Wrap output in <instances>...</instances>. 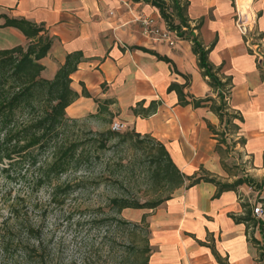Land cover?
Masks as SVG:
<instances>
[{
	"label": "crops",
	"instance_id": "crops-1",
	"mask_svg": "<svg viewBox=\"0 0 264 264\" xmlns=\"http://www.w3.org/2000/svg\"><path fill=\"white\" fill-rule=\"evenodd\" d=\"M187 1L190 28L205 46L213 43L208 59L220 68L222 80H231L227 110L241 117L237 123L238 139H242L239 151L253 164V170L241 177L249 176L255 184L260 183L264 177V58H256L247 48L235 17L236 9L244 10L248 17L255 16L254 27L264 49V0ZM0 13L42 24L53 37L47 54L40 59L45 78L54 77L68 53L82 52L70 75V85L80 96L66 107L68 116L97 114L99 103L95 99L108 100L110 113L92 118L106 113L154 136L166 146L184 175L209 173L224 182L240 177L228 173L217 151L216 134L208 126L217 129L215 112L207 105L180 104L176 92L167 91L175 82L184 84L188 100L216 97L202 75L187 35L171 46L141 31L136 20L139 16L166 27L156 6L133 0H0ZM3 22L1 17L0 24ZM27 42L19 29L0 27V49ZM141 48L167 56L172 63ZM83 86L90 97L81 95ZM152 100L159 101L153 113H133L131 108L139 101L147 107ZM188 183L187 179L170 198L148 211V264H220L212 247L229 264H264V248L260 249L264 247V228L258 224L246 228L244 222L232 217L244 214V203L252 208L256 203L264 205V183L260 189L242 183L218 195L214 183Z\"/></svg>",
	"mask_w": 264,
	"mask_h": 264
},
{
	"label": "trees",
	"instance_id": "trees-1",
	"mask_svg": "<svg viewBox=\"0 0 264 264\" xmlns=\"http://www.w3.org/2000/svg\"><path fill=\"white\" fill-rule=\"evenodd\" d=\"M144 1L153 4L159 9L160 15L165 21L166 27L177 30L179 35H187L192 42V51L196 55L197 63L201 69L202 75L207 77L208 83L216 92V97L210 95L204 98L186 99V93L183 91L184 84L172 82L167 91H175L180 104L191 102L193 106L198 107L207 105L218 116L222 123L224 120L231 121V118L241 117L237 114L228 112L226 100L231 80H224L219 76V67L214 66L208 59V54L213 46H205L198 35L190 28L189 18L187 16V0H133ZM4 22L0 27L12 26L19 29L27 38L25 45L17 44L9 48L0 49V162L7 161L2 170L6 176L13 178L18 172L22 171V165L34 167L33 183L36 189L46 184L51 185L68 169L77 164L84 157H87L85 142L74 138L69 140L68 136L63 137L62 133L69 121L75 122L76 118H70L66 114V107L80 96L74 90L70 83V75L77 68L82 59L81 51H73L66 55L64 63L56 71L53 78H45L41 75L44 65L40 62L53 41L47 29L42 24H37L23 18H13L0 13V18ZM196 24L194 27H197ZM156 58L168 63H172L167 56L141 48ZM81 95L90 97L91 94L83 86ZM99 103L97 114H90L88 117L98 115L102 112L108 113L106 104L108 100L95 99ZM159 101L152 100L147 107H143V102L139 101L131 109L134 114L147 116L153 113ZM110 113V112H109ZM226 117V118H225ZM211 131L216 134L214 126L208 124ZM120 139L129 141L136 149L148 153L153 169L150 173V179L159 181L167 187L168 195L157 201L130 200L128 198L112 199V204L117 213L124 208H155L164 200L170 198L171 193L189 180V185L200 180L214 183L217 186V195L226 189H235L242 183L255 186L260 189L264 183V177L260 183L255 184L254 179L249 176L238 177L233 182H224L216 176L205 173L200 176H186L172 160L166 146L154 136L146 133L126 131L120 132L111 128L102 131H91L90 139L100 148L104 147L110 139ZM242 141V139H241ZM46 154L45 161L38 157ZM47 158L49 160L47 161ZM224 165V162L221 161ZM27 169L23 171L26 176ZM56 189L58 183H54ZM262 201V199H261ZM244 214L232 215L235 221L244 222L246 228L258 224L261 229L264 228V219L257 218L252 214V207L248 203L243 204ZM10 213L14 214V205L10 204ZM146 215L142 216V222L149 232ZM124 224L131 226V233L137 234L143 228L137 223H129L122 219ZM146 229V228H145ZM28 233L34 232V229L27 228ZM144 231V230H142ZM146 232V231H144ZM4 237V236H3ZM144 247L140 255L135 254L133 250V264H148V255L150 252L149 236L144 235ZM252 242L258 243L255 238ZM3 241V240H2ZM264 247L260 246V249ZM212 252L220 264H229L227 258L222 257L212 247ZM263 251L261 252V256Z\"/></svg>",
	"mask_w": 264,
	"mask_h": 264
},
{
	"label": "rangeland",
	"instance_id": "rangeland-1",
	"mask_svg": "<svg viewBox=\"0 0 264 264\" xmlns=\"http://www.w3.org/2000/svg\"><path fill=\"white\" fill-rule=\"evenodd\" d=\"M76 119L67 123L62 136L85 142L87 157L53 184L36 189L34 167L25 164L22 171L9 178L2 170L7 161L0 162V264H133V246L135 254L140 255L145 244L143 236H149L142 216L146 215L147 221L148 211L154 208L129 207L117 213L111 201L115 197L157 201L168 195L167 187L150 179L153 166L148 153L129 141L110 139L102 148L92 143L91 131L110 128L117 120L113 116L104 113L96 119ZM237 123L239 119L234 117L230 122L219 121L214 132L219 143L217 151L228 173L242 176L253 170V164L239 151ZM126 124L120 132H139ZM45 157L41 154L38 158L45 161ZM10 204L14 205V214L10 213ZM257 204L264 212V205ZM122 219L144 226L146 232L131 233V226ZM29 227L34 232L28 233Z\"/></svg>",
	"mask_w": 264,
	"mask_h": 264
},
{
	"label": "built area",
	"instance_id": "built-area-1",
	"mask_svg": "<svg viewBox=\"0 0 264 264\" xmlns=\"http://www.w3.org/2000/svg\"><path fill=\"white\" fill-rule=\"evenodd\" d=\"M139 22L141 31L153 39L161 40L173 46L181 38L177 30H172L168 27H160L156 22L147 16H139L136 18ZM255 16H247L244 10L236 9L235 26L238 31L244 36L247 48L256 56V58H264V49L262 46L259 34L254 27ZM127 124L124 121L115 120L111 122L112 130L121 131L126 129ZM252 214L261 218L264 212L261 211L259 204L253 206Z\"/></svg>",
	"mask_w": 264,
	"mask_h": 264
},
{
	"label": "bare ground",
	"instance_id": "bare-ground-1",
	"mask_svg": "<svg viewBox=\"0 0 264 264\" xmlns=\"http://www.w3.org/2000/svg\"><path fill=\"white\" fill-rule=\"evenodd\" d=\"M243 2V1H242ZM244 2H246V1H244ZM249 3V2H248ZM243 6V5H242ZM245 6V5H244Z\"/></svg>",
	"mask_w": 264,
	"mask_h": 264
}]
</instances>
